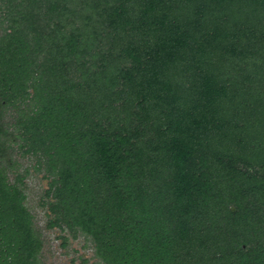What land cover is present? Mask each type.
Wrapping results in <instances>:
<instances>
[{
  "label": "trees",
  "instance_id": "1",
  "mask_svg": "<svg viewBox=\"0 0 264 264\" xmlns=\"http://www.w3.org/2000/svg\"><path fill=\"white\" fill-rule=\"evenodd\" d=\"M19 137L101 264H264V0H0V264H42Z\"/></svg>",
  "mask_w": 264,
  "mask_h": 264
},
{
  "label": "rangeland",
  "instance_id": "2",
  "mask_svg": "<svg viewBox=\"0 0 264 264\" xmlns=\"http://www.w3.org/2000/svg\"><path fill=\"white\" fill-rule=\"evenodd\" d=\"M15 112H7L5 119H2L5 128L9 132H14L17 136L18 130L12 125ZM24 143L23 138H17L14 145L12 144L7 150L12 160H16L17 169L9 173V180L14 181L16 173L25 174L23 179L25 191L27 194V205L35 216V224L42 232L44 246L41 250L42 264H101L100 258L95 253L92 242L88 241L82 234L73 236V233L65 230L61 231L58 227L48 229L47 207L41 206L44 192L49 188V179L44 178L45 172L36 171V160L34 157L24 154V149L20 146ZM64 237L66 240L62 239Z\"/></svg>",
  "mask_w": 264,
  "mask_h": 264
}]
</instances>
